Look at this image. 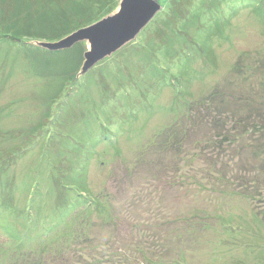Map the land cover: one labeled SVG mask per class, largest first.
I'll use <instances>...</instances> for the list:
<instances>
[{
	"label": "rangeland",
	"instance_id": "obj_1",
	"mask_svg": "<svg viewBox=\"0 0 264 264\" xmlns=\"http://www.w3.org/2000/svg\"><path fill=\"white\" fill-rule=\"evenodd\" d=\"M119 2L0 0V264H264V0H159L81 76L33 44Z\"/></svg>",
	"mask_w": 264,
	"mask_h": 264
},
{
	"label": "water",
	"instance_id": "obj_2",
	"mask_svg": "<svg viewBox=\"0 0 264 264\" xmlns=\"http://www.w3.org/2000/svg\"><path fill=\"white\" fill-rule=\"evenodd\" d=\"M160 8L158 0H120L110 13L66 37L55 42L35 41L33 44L49 51H59L83 42L86 50L78 73L81 76L134 40Z\"/></svg>",
	"mask_w": 264,
	"mask_h": 264
},
{
	"label": "trees",
	"instance_id": "obj_3",
	"mask_svg": "<svg viewBox=\"0 0 264 264\" xmlns=\"http://www.w3.org/2000/svg\"><path fill=\"white\" fill-rule=\"evenodd\" d=\"M158 1H159V0H158ZM28 44H29V42H23V41H22V44H20V45H22V46H29ZM29 47H30V48H33V47H31V46H29ZM210 103H211V101H209V102L207 103V106H210ZM200 104H202V103H201V102H200V103L197 102L196 106H198V105L200 106ZM204 107H205V106H204ZM192 111H193V110H192ZM235 121H237V120L235 119ZM238 121L241 122V121H243V119H240V120H238ZM262 121L264 122V114L262 115ZM237 123H238V122H237ZM223 129H225V127H224ZM224 131H225V130H224ZM250 131L253 132V130H251V129H250ZM170 146H171V145H170ZM258 180H259V178H257L256 181H254L253 184H251V186L257 184ZM262 180H264V177L262 178ZM100 210H102V208H100ZM100 210H99V211H100ZM81 220L84 221V220H86V219H81ZM112 220H116V218L111 219V221H112ZM83 221H82V222H83ZM84 227H85V228L82 229V230H84V231H81V230H80V235L84 236V237L88 240V239H90V238H89V236H88V232H86V231H88V230H92V225H90L89 221L86 220V225H85ZM72 233H73V232H72ZM72 233H71L70 236H73ZM75 233H76V232H75ZM144 260H145V258H144ZM146 264H148V263H146Z\"/></svg>",
	"mask_w": 264,
	"mask_h": 264
}]
</instances>
